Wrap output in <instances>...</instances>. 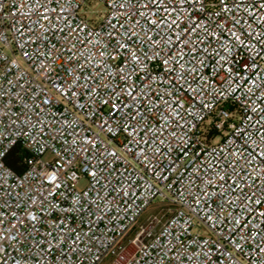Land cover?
<instances>
[{"label":"built area","instance_id":"2783aa9c","mask_svg":"<svg viewBox=\"0 0 264 264\" xmlns=\"http://www.w3.org/2000/svg\"><path fill=\"white\" fill-rule=\"evenodd\" d=\"M91 1L0 0V264H264V0Z\"/></svg>","mask_w":264,"mask_h":264},{"label":"rangeland","instance_id":"374dc122","mask_svg":"<svg viewBox=\"0 0 264 264\" xmlns=\"http://www.w3.org/2000/svg\"><path fill=\"white\" fill-rule=\"evenodd\" d=\"M107 8L104 3L100 2L99 0H92L91 2L87 3L83 9L82 13L86 16L87 19L91 20L92 22L99 21L102 14L106 12ZM87 180L81 179L78 183V188L82 189L86 186ZM162 205L160 200L154 201L151 206L147 208L143 216L140 218L139 223L145 222L146 218L154 214Z\"/></svg>","mask_w":264,"mask_h":264},{"label":"trees","instance_id":"16d2710c","mask_svg":"<svg viewBox=\"0 0 264 264\" xmlns=\"http://www.w3.org/2000/svg\"><path fill=\"white\" fill-rule=\"evenodd\" d=\"M7 164L16 172L23 171L21 157L18 155V149H14L7 158Z\"/></svg>","mask_w":264,"mask_h":264},{"label":"snow or ice","instance_id":"6c2138e0","mask_svg":"<svg viewBox=\"0 0 264 264\" xmlns=\"http://www.w3.org/2000/svg\"><path fill=\"white\" fill-rule=\"evenodd\" d=\"M157 2H159V0H157ZM262 162H264V161H262Z\"/></svg>","mask_w":264,"mask_h":264}]
</instances>
